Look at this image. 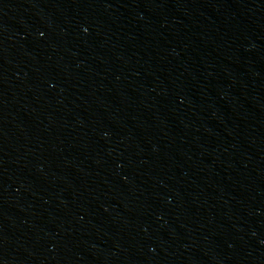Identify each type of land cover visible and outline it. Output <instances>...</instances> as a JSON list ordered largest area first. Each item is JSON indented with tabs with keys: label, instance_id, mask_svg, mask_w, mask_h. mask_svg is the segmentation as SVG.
<instances>
[{
	"label": "water",
	"instance_id": "1",
	"mask_svg": "<svg viewBox=\"0 0 264 264\" xmlns=\"http://www.w3.org/2000/svg\"><path fill=\"white\" fill-rule=\"evenodd\" d=\"M0 264H264V0H0Z\"/></svg>",
	"mask_w": 264,
	"mask_h": 264
}]
</instances>
